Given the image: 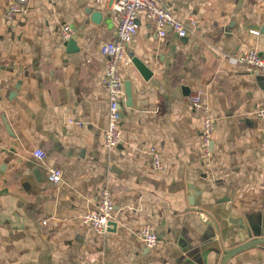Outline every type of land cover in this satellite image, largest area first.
Returning a JSON list of instances; mask_svg holds the SVG:
<instances>
[{
  "label": "crops",
  "instance_id": "obj_1",
  "mask_svg": "<svg viewBox=\"0 0 264 264\" xmlns=\"http://www.w3.org/2000/svg\"><path fill=\"white\" fill-rule=\"evenodd\" d=\"M11 1L0 0V264H220L218 250L246 241L230 216L264 237V142L254 115L264 104V75L221 66L224 56L251 48L264 57V0H159L186 24L198 21L189 36L169 32L165 40L141 14L131 62L120 65L122 135L113 150L103 144L109 94L99 51L117 32L111 3L31 0L8 26ZM62 24L74 28L78 52L67 53ZM133 58L152 75L144 78ZM198 91L216 123L209 168L202 119L187 101ZM152 146L162 171L145 152ZM53 166L63 170L58 184L47 178ZM104 186L113 191L115 225L97 234L80 217L96 209ZM144 224L158 235L153 249L139 238ZM86 250L103 251V262L86 260ZM227 264H264V244Z\"/></svg>",
  "mask_w": 264,
  "mask_h": 264
},
{
  "label": "built area",
  "instance_id": "obj_2",
  "mask_svg": "<svg viewBox=\"0 0 264 264\" xmlns=\"http://www.w3.org/2000/svg\"><path fill=\"white\" fill-rule=\"evenodd\" d=\"M96 4L111 3L117 16V32L114 38L105 40L99 44L100 53L106 57L107 66L104 72L103 82L109 94V118L104 133V147L113 150L120 144L122 129V100L125 95L124 79L120 74V65L130 63L128 57V45L139 32V16L144 14L152 24L157 38L165 40L169 32H174L178 37H187L192 34L198 24L196 18L191 17L189 24L177 19L172 11L163 6L159 0H93ZM31 0H12L5 12V21L12 26L17 16H25L28 12ZM59 33L66 42L75 34L70 24H62ZM229 64H243L254 72L264 75V57L257 49H248L238 56H224L221 66L228 67ZM189 105L199 113L202 119L201 150L204 165L209 168L212 164L213 141L216 129L215 118L212 116L209 106L204 102L203 92L198 91L187 96ZM2 104V86L0 84V106ZM254 115L262 124V137L264 142V104L254 109ZM68 123L82 126L83 122L69 118ZM145 152L149 155L154 170L162 171L164 162L160 152L154 147L147 148ZM33 155L40 161L47 157L42 148L34 150ZM47 178L51 183L58 184L63 179V170L58 166L48 169ZM116 217V206L113 199V191L104 186L98 194V202L95 210H87L80 217L81 221L88 224L97 234L109 232L111 222ZM139 238L146 246L153 249L158 244V235L150 224H144L138 233ZM85 258L91 263H102L103 251H85Z\"/></svg>",
  "mask_w": 264,
  "mask_h": 264
},
{
  "label": "water",
  "instance_id": "obj_3",
  "mask_svg": "<svg viewBox=\"0 0 264 264\" xmlns=\"http://www.w3.org/2000/svg\"><path fill=\"white\" fill-rule=\"evenodd\" d=\"M263 32H264V26H263ZM67 53H74L79 51V47L77 46V40L76 37L73 36L69 39L67 46H66ZM133 62L136 65L137 69L140 71V73L144 76V78H148L152 75V71L150 68L140 59L133 58ZM126 94L128 96V104L130 105L132 103V89H131V83L130 81H126ZM203 214V213H201ZM204 215V214H203ZM207 216V215H206ZM207 222L211 221L213 225L217 228L216 222L212 220L209 216L206 218ZM229 221L233 224H237L243 231L244 237L246 241L242 244H239L238 246H235L233 248H229L226 250H218V254L221 256L220 264H227L228 261L235 256L236 254L247 250L254 246H259L264 244V237L260 236L258 238L253 237V231L252 228L244 222L242 217L239 216H230ZM111 225H115V223L112 221Z\"/></svg>",
  "mask_w": 264,
  "mask_h": 264
}]
</instances>
